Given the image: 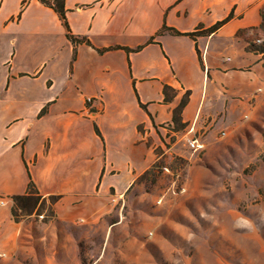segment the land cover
<instances>
[{
    "label": "crops",
    "instance_id": "0c3cea01",
    "mask_svg": "<svg viewBox=\"0 0 264 264\" xmlns=\"http://www.w3.org/2000/svg\"><path fill=\"white\" fill-rule=\"evenodd\" d=\"M260 2L64 0L69 32L89 42L74 44L50 7L0 0V255L7 263L24 264L32 231L52 223L73 230L124 202L159 159L158 129L172 122L185 93L180 121L207 148L222 128L258 116L264 52L248 45L261 42ZM229 14L213 31L186 34ZM162 25L181 34H157ZM29 180L42 197H58L47 223L12 217L10 197L25 194Z\"/></svg>",
    "mask_w": 264,
    "mask_h": 264
},
{
    "label": "rangeland",
    "instance_id": "374dc122",
    "mask_svg": "<svg viewBox=\"0 0 264 264\" xmlns=\"http://www.w3.org/2000/svg\"><path fill=\"white\" fill-rule=\"evenodd\" d=\"M259 11L264 15V0ZM260 29L256 47L264 46ZM158 133L153 180L143 173L124 202L73 230L52 223L30 231L24 264H264V108L222 128L208 148L181 121ZM36 208L29 217L53 219L49 199ZM0 264H9L4 255Z\"/></svg>",
    "mask_w": 264,
    "mask_h": 264
},
{
    "label": "trees",
    "instance_id": "16d2710c",
    "mask_svg": "<svg viewBox=\"0 0 264 264\" xmlns=\"http://www.w3.org/2000/svg\"><path fill=\"white\" fill-rule=\"evenodd\" d=\"M39 2H41L42 4H44L45 6L50 7L51 9H53L58 16L61 18V20L63 21L64 25L66 26L67 32V38L74 44L79 43V42H85L87 44H89V42L84 39V38H78L75 37L73 34H71L69 32L66 20H65V8H64V0H38ZM231 17V14H229L226 18L222 19L221 21H217L215 24H213L211 27L207 28L205 32H210L213 31L215 29H217L219 26H221L223 23H225L229 18ZM264 15L261 14V23H260V27L264 28ZM200 27H197L196 30L194 32H190V33H186L190 36L196 35L198 33V29ZM162 32H168L170 34H181V32L177 31L176 29L172 28V27H167L166 25H162V27L157 31V34H160ZM248 48L250 50L253 51H257V52H264V46H260V47H256L253 46L251 43H249ZM167 94L166 88H165V95ZM187 99V93H185V96L181 99L180 103L178 104V106L176 108H174L173 110V117H172V122H179L180 121V109L181 107L185 104ZM95 132L99 133L96 126H95ZM157 167V164H154L150 169H148L144 175H148L150 180H153V173L152 170ZM11 201H12V206H11V214L12 217L15 221H20L23 218H25L26 216L30 215L31 212L33 210H36L35 212L37 214H39L38 210H37V203L38 201H42V199H49L51 205L54 204L58 197L57 196H48V197H42L37 189L35 184L33 183L32 180H29L27 183V190L25 192V194H16V195H12L10 197ZM18 211L22 212L21 214L17 213ZM49 216L53 217L54 216V212L51 210L49 213Z\"/></svg>",
    "mask_w": 264,
    "mask_h": 264
},
{
    "label": "built area",
    "instance_id": "2783aa9c",
    "mask_svg": "<svg viewBox=\"0 0 264 264\" xmlns=\"http://www.w3.org/2000/svg\"><path fill=\"white\" fill-rule=\"evenodd\" d=\"M187 141L189 142V145L192 148H194V149L200 148V144L196 143V140L187 139Z\"/></svg>",
    "mask_w": 264,
    "mask_h": 264
}]
</instances>
